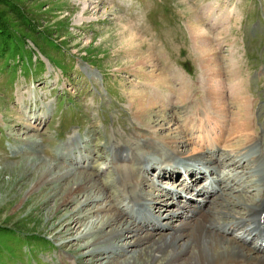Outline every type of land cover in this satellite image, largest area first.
Returning a JSON list of instances; mask_svg holds the SVG:
<instances>
[{
	"label": "rangeland",
	"instance_id": "obj_1",
	"mask_svg": "<svg viewBox=\"0 0 264 264\" xmlns=\"http://www.w3.org/2000/svg\"><path fill=\"white\" fill-rule=\"evenodd\" d=\"M193 24L206 31L222 70L239 73L237 83L243 86L236 91L249 92L250 113L264 144V0H0V264H90L76 253L81 241L65 246L73 235L58 232L75 203L62 204L61 196H52L54 184L26 197L37 173L13 163L41 156L72 167L77 160L65 157V147L76 144L72 153L83 159L76 170L117 192V170L107 173L102 167L113 155V144L140 142L145 125L135 118L132 92L146 89L161 97L157 109L168 105L169 116L178 119L210 106ZM123 26L139 35L131 46ZM149 52L155 65L148 62L147 72H163L174 87V73L184 75L190 88L186 105L176 104L167 83L161 92L153 84L145 87L147 80L134 63ZM243 104L230 105L231 112ZM175 122L181 129V121ZM33 135L42 141L39 150L28 147L26 138ZM158 173L148 175L158 188L182 186L184 172L178 170L175 178ZM253 176L243 183L253 187L238 194H258L260 181ZM195 177H189L193 185Z\"/></svg>",
	"mask_w": 264,
	"mask_h": 264
},
{
	"label": "bare ground",
	"instance_id": "obj_2",
	"mask_svg": "<svg viewBox=\"0 0 264 264\" xmlns=\"http://www.w3.org/2000/svg\"><path fill=\"white\" fill-rule=\"evenodd\" d=\"M193 25L210 106L198 107L192 115L186 111L184 118L178 119L169 116L168 105L161 103L157 109L163 101L161 97L150 96L146 89L132 92L129 99L135 118L145 125L140 142L113 144L110 148L113 155L102 167V172L112 167L117 170L120 183L117 192L101 186L92 174L76 170L75 165L83 161L78 158L80 154L72 153L76 144L65 147L68 151L65 157L77 160L72 167L41 156L23 159V164L13 163L37 173L26 197L54 184L52 196H61L62 204L75 203L73 210L59 222L58 232L73 235L69 242H64L65 246L74 247L75 242L81 241L76 253L90 264H264L262 134L256 128L255 115L250 113L249 92L240 95L236 91L243 86L237 83L239 73L228 72L232 79L228 77L227 87L228 74L217 64L206 31ZM129 26H123L124 40L131 46L139 35ZM152 58L150 52L145 53L134 63L139 68V77L147 80L145 87L153 84L161 92V84L167 83L171 94L176 95V104L186 105L190 88L184 75L174 73V87L166 76H161L163 72L155 68L145 70L148 62L153 64ZM239 100L244 101L243 107L231 112L230 105H237ZM175 120L181 121L185 138L181 129L175 127ZM26 141L35 150H39L42 142L36 135ZM218 153H223L224 158L215 157ZM125 163L127 170L122 169ZM246 163L251 167L245 166ZM158 169V175L174 178L178 170L184 172L185 177H180L182 186L158 188L157 182L148 177L151 170L158 172ZM247 175L260 181L256 184L258 194L254 196L238 194L253 187L248 183L243 186ZM190 176H196V185L189 180ZM183 194V199L175 201ZM181 217L187 221L179 220ZM174 218L177 223L169 221ZM116 254L122 258L117 259ZM102 257L105 261L95 262Z\"/></svg>",
	"mask_w": 264,
	"mask_h": 264
}]
</instances>
